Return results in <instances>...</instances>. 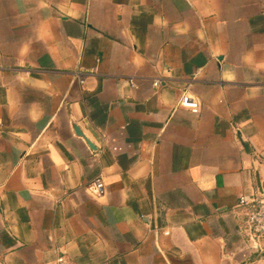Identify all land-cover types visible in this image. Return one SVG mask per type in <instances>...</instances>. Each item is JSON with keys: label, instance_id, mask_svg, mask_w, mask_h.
Returning <instances> with one entry per match:
<instances>
[{"label": "crops", "instance_id": "crops-1", "mask_svg": "<svg viewBox=\"0 0 264 264\" xmlns=\"http://www.w3.org/2000/svg\"><path fill=\"white\" fill-rule=\"evenodd\" d=\"M263 185L264 0H0V264H264Z\"/></svg>", "mask_w": 264, "mask_h": 264}, {"label": "built area", "instance_id": "built-area-1", "mask_svg": "<svg viewBox=\"0 0 264 264\" xmlns=\"http://www.w3.org/2000/svg\"><path fill=\"white\" fill-rule=\"evenodd\" d=\"M80 83L84 84V79H80ZM163 84L161 78L153 80V87L158 90ZM132 86L136 87V83L132 80ZM177 107L190 110L193 114H199L201 110V101L192 95L189 89H185L177 103ZM87 192L94 198H101L107 194V185L102 176L87 186ZM236 217L240 218L238 232L243 238V246L255 253H261V243L264 241V196L258 195L248 197L242 195L237 206L234 208ZM228 257V255L226 256ZM55 264H72L70 258L65 253L59 254Z\"/></svg>", "mask_w": 264, "mask_h": 264}, {"label": "water", "instance_id": "water-1", "mask_svg": "<svg viewBox=\"0 0 264 264\" xmlns=\"http://www.w3.org/2000/svg\"><path fill=\"white\" fill-rule=\"evenodd\" d=\"M75 131L77 132V134H79V135H83L82 132H81L78 128H75ZM88 144H89V146H90L91 148H94L93 144H92L90 141H88ZM263 189H264V185H263ZM263 196H264V195H263Z\"/></svg>", "mask_w": 264, "mask_h": 264}]
</instances>
